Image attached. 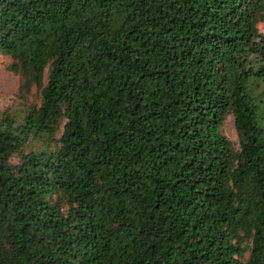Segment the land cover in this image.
Masks as SVG:
<instances>
[{"label": "trees", "instance_id": "obj_1", "mask_svg": "<svg viewBox=\"0 0 264 264\" xmlns=\"http://www.w3.org/2000/svg\"><path fill=\"white\" fill-rule=\"evenodd\" d=\"M263 21L264 0H0L40 93L0 110V264H264Z\"/></svg>", "mask_w": 264, "mask_h": 264}, {"label": "rangeland", "instance_id": "obj_2", "mask_svg": "<svg viewBox=\"0 0 264 264\" xmlns=\"http://www.w3.org/2000/svg\"><path fill=\"white\" fill-rule=\"evenodd\" d=\"M258 29L264 31V21L258 24ZM13 59L0 50V110H8L11 114H20L27 104H39L40 93L32 87L29 94L22 96L19 92L21 82L20 75L12 69ZM62 123L56 133L60 135ZM221 132L238 147L237 135L234 127V119L227 115L220 126ZM14 159H16L14 157ZM247 253L245 254V257Z\"/></svg>", "mask_w": 264, "mask_h": 264}]
</instances>
